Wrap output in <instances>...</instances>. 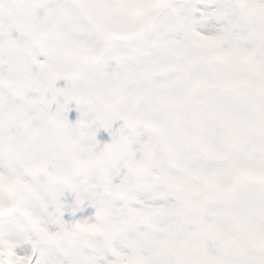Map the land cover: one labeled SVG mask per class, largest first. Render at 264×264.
I'll return each mask as SVG.
<instances>
[{
	"label": "clouds",
	"instance_id": "obj_1",
	"mask_svg": "<svg viewBox=\"0 0 264 264\" xmlns=\"http://www.w3.org/2000/svg\"><path fill=\"white\" fill-rule=\"evenodd\" d=\"M0 264H264V0H0Z\"/></svg>",
	"mask_w": 264,
	"mask_h": 264
}]
</instances>
